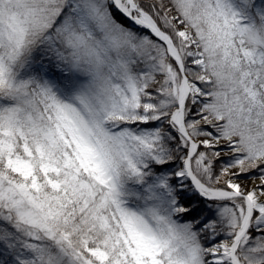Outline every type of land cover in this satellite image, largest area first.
<instances>
[{"label":"snow or ice","instance_id":"snow-or-ice-1","mask_svg":"<svg viewBox=\"0 0 264 264\" xmlns=\"http://www.w3.org/2000/svg\"><path fill=\"white\" fill-rule=\"evenodd\" d=\"M0 264H264V0H0Z\"/></svg>","mask_w":264,"mask_h":264},{"label":"rangeland","instance_id":"rangeland-1","mask_svg":"<svg viewBox=\"0 0 264 264\" xmlns=\"http://www.w3.org/2000/svg\"><path fill=\"white\" fill-rule=\"evenodd\" d=\"M243 183L245 184V186H251L252 182L250 180L244 179ZM257 183H259V182L257 181Z\"/></svg>","mask_w":264,"mask_h":264},{"label":"trees","instance_id":"trees-1","mask_svg":"<svg viewBox=\"0 0 264 264\" xmlns=\"http://www.w3.org/2000/svg\"><path fill=\"white\" fill-rule=\"evenodd\" d=\"M245 179H246V178H245ZM200 204H201V207H203V202H202V201L200 202Z\"/></svg>","mask_w":264,"mask_h":264}]
</instances>
